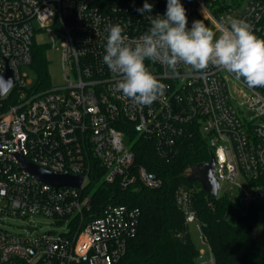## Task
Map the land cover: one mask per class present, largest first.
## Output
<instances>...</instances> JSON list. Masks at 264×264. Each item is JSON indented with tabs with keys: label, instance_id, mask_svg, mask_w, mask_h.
I'll return each instance as SVG.
<instances>
[{
	"label": "built area",
	"instance_id": "1",
	"mask_svg": "<svg viewBox=\"0 0 264 264\" xmlns=\"http://www.w3.org/2000/svg\"><path fill=\"white\" fill-rule=\"evenodd\" d=\"M194 1L214 32L240 18L264 38V0ZM147 2L152 11L142 14L137 9L145 0H0V78L11 79L0 94V219L44 215L62 226L35 233L0 227V264H114L137 232L140 211L116 203L94 207L89 184L93 174L95 182L122 189L159 186L160 177L135 161L139 137L168 159L195 128L213 153L219 192L229 191L245 208L264 207V87L249 88L211 65L201 72L182 65L173 73L146 61L167 85L163 97L138 106L115 90L121 77L103 62L108 27L120 24L130 41L138 39L150 16L166 12L164 0ZM36 30L63 39L62 85L33 80L22 69L32 64ZM19 155L82 180L76 187L50 185L21 169ZM176 202L185 221H194L188 190L179 187Z\"/></svg>",
	"mask_w": 264,
	"mask_h": 264
},
{
	"label": "trees",
	"instance_id": "2",
	"mask_svg": "<svg viewBox=\"0 0 264 264\" xmlns=\"http://www.w3.org/2000/svg\"><path fill=\"white\" fill-rule=\"evenodd\" d=\"M164 3L167 6V0ZM181 3L190 26L194 20H203L194 0H181ZM31 68L36 73V81L48 77L43 47H32ZM177 145V153L166 159L157 155L150 139L139 137L133 144L136 163L160 177L161 184L157 187L135 183L122 189L115 182H95L98 175L91 174L93 181L89 189L94 207L116 203L137 207L140 211L137 232L114 264H198L199 250L190 237L184 212L176 202L179 187L189 192V206L214 264H264V254L253 232L256 212L263 206L245 208L229 191L212 197L202 190L198 181L186 178V170L208 161L212 153L198 130L192 128L191 134L182 137Z\"/></svg>",
	"mask_w": 264,
	"mask_h": 264
},
{
	"label": "clouds",
	"instance_id": "3",
	"mask_svg": "<svg viewBox=\"0 0 264 264\" xmlns=\"http://www.w3.org/2000/svg\"><path fill=\"white\" fill-rule=\"evenodd\" d=\"M145 0L138 12L151 13ZM151 26L138 39L130 41L120 24L109 25L103 62L121 77L115 90L138 106H150L164 96L167 85L146 66V61L165 65L173 73L190 66L201 72L209 66L243 78L249 88L264 87V38L240 18H229L219 33L203 20L188 27L181 0H167L164 16H150Z\"/></svg>",
	"mask_w": 264,
	"mask_h": 264
},
{
	"label": "rangeland",
	"instance_id": "4",
	"mask_svg": "<svg viewBox=\"0 0 264 264\" xmlns=\"http://www.w3.org/2000/svg\"><path fill=\"white\" fill-rule=\"evenodd\" d=\"M52 37L55 41L52 45ZM37 46L44 48L45 59L47 63V72L49 83L51 86L64 84L63 68H62V37L56 32H47L44 30H36L33 37ZM23 70L27 72L29 77L36 80V73L31 66H23ZM239 180H241L239 178ZM220 191L219 193H222ZM53 218L44 215H34L28 217H6L0 219V227L14 233L43 232L46 230H54L59 232L60 225L52 223ZM255 242L264 254V207L258 208L254 221ZM188 231L193 243L199 250L198 264H211L209 259V247L201 238L199 226L196 220L188 222Z\"/></svg>",
	"mask_w": 264,
	"mask_h": 264
},
{
	"label": "water",
	"instance_id": "5",
	"mask_svg": "<svg viewBox=\"0 0 264 264\" xmlns=\"http://www.w3.org/2000/svg\"><path fill=\"white\" fill-rule=\"evenodd\" d=\"M11 79L9 74L0 78V94H2L10 85ZM19 166L21 169L27 171L34 177L42 180L53 186L69 185L78 186L82 180V176H71L66 173H54L46 169H42L37 165H34L22 156L19 155ZM184 175L189 180L198 181L203 191L216 197L219 192V182L214 174V157L213 153H210V159L206 162L197 163L192 165L188 170L184 172Z\"/></svg>",
	"mask_w": 264,
	"mask_h": 264
}]
</instances>
